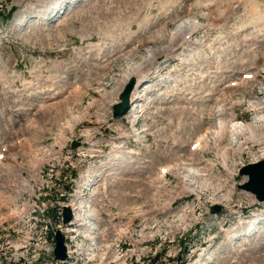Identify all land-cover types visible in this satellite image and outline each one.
Segmentation results:
<instances>
[{
    "label": "rangeland",
    "instance_id": "rangeland-1",
    "mask_svg": "<svg viewBox=\"0 0 264 264\" xmlns=\"http://www.w3.org/2000/svg\"><path fill=\"white\" fill-rule=\"evenodd\" d=\"M183 20L203 28L149 66ZM263 54L264 0H0V264H50L69 203L63 264H264V203L242 188L264 146L221 138L211 107L225 91L242 100L226 114L264 115L249 107L264 105ZM141 63L134 114L115 118Z\"/></svg>",
    "mask_w": 264,
    "mask_h": 264
},
{
    "label": "bare ground",
    "instance_id": "bare-ground-1",
    "mask_svg": "<svg viewBox=\"0 0 264 264\" xmlns=\"http://www.w3.org/2000/svg\"><path fill=\"white\" fill-rule=\"evenodd\" d=\"M204 6L205 5L203 3V7ZM206 14H204V15L207 16ZM215 14L217 16V13H215ZM212 15H213V13H212ZM219 15L220 14L218 13L217 18L219 17ZM202 28H203L202 23H200L197 20L196 21H191V20H183V21H181L176 26V28L174 29V31L170 34L171 35L170 44L167 45V46H162L160 48H153L152 51L149 50L148 53L146 54L145 58H144V61L147 62L149 64V66L152 65V67H153L154 64H155V62H157L159 60V56L161 54H166L167 57H168V55L171 52V50H174L176 47H178V46L179 47H186V45L189 44V42H187V41L189 40L190 35L193 32H196V31H198V30H200ZM186 32H189V33L188 34H185ZM257 58L252 59V61H254L253 64H257L259 66L260 64H262L264 62V54L263 55H260V58H258V59ZM168 59H169V57H168ZM252 61L251 62L248 61L249 63L244 62V61L243 62L241 61V62L244 65H252L251 64ZM143 66H144L143 63L139 64V66L137 68L138 69V72H135V71H127V72H125L123 84L125 85L129 81H131V78L133 77L134 74H138L141 70H143ZM135 70H136V68H135ZM153 73H154V71H153ZM244 75H245L244 78L243 79H240V82L238 83L239 85H243V84L244 85H248V84H250L249 82H251V81H248L249 80L248 77H250V80L251 79L255 80V79H257L258 76H260V73H259V71H256V69H255L254 72L245 73ZM232 81H234V80L227 81V82H230L231 83V85L227 86L228 91L233 89V88H231L233 86L232 85V83H233ZM137 83L138 82L136 80V82H135V88H134V91L132 93V99H134L135 102L137 101V99L141 98V96H140L141 93H139L140 91L138 92V94H140V95H139V97H137V91L139 90V87H140V85H138ZM122 92H123V90L120 93H122ZM225 98H226V93L224 91L222 94L217 95L216 98L214 99L215 102H216V100H217V103L219 102V104H217V106H215V110H214V107L211 106L212 107L213 114L216 113L218 115L217 116L218 125L222 129V130H220L218 132H220L221 138L224 136V139H225L226 135L229 132H231L232 136H234V138L236 140H241L244 137V141H245L244 142V145L243 144L241 145L243 148L245 146H248L249 143H252L253 145H256V146H262V145L264 146V135H263L264 134V115L263 116H260L259 118H256V119L254 118V120L249 121V122H246V123L245 122H242V121H240V119L237 118V115H236V112L235 111L232 112L230 115L226 114V110L227 109L225 110V108H227V102H228V100L225 103H221L223 100L225 101ZM241 101L242 100H240V101L237 100V102H234L233 99H232L231 100V102H232L231 104L233 105V107H235V106H237V104L239 105ZM249 104H250L249 107L250 108H254L256 110V112H258L259 110H262L264 108L263 102L258 103V102L254 101V100L253 101L250 100ZM206 105H207V109H206L207 110V116L206 117H207L208 120H212L213 114H212L211 108L210 107L208 108V104H206ZM134 111H135V107L133 106L132 109L130 110V112L128 113V115L129 116H132L134 114ZM132 112H133V114H132ZM262 119H263V121H262ZM200 123H202V122H200ZM229 128H230V131H229ZM208 131H209V127L206 128L204 134H202V135H200L199 137L196 138V140L191 144L190 151H195V150H197L200 147L201 142L204 141L205 135L208 133ZM216 134H218V133H216ZM238 149L240 151H238ZM238 149H237V152H239V154L243 155L244 154V150H242V148H240V147ZM180 159H181V157H180ZM227 159H229V157H227ZM263 159H264V151H262V155L260 156V160H258V161H261ZM223 162H224L223 165L226 168L227 167V160H225ZM181 164H183V163H181ZM163 168H161V174H160V177L161 178H164L165 177L164 174H167L168 171L171 170V167H166V168L163 167ZM190 173L193 174V175H195V176H197L199 174V170L192 169V170H190ZM186 186L189 187L188 185H184V189H185ZM188 190H190V187H189ZM260 202L264 203V201H260ZM73 209L75 210V218L76 217H80V215H79V212H80L79 209H80V207L73 206ZM259 218L260 217H255V219H257V221H255L256 223L259 222ZM231 239H234V238H231Z\"/></svg>",
    "mask_w": 264,
    "mask_h": 264
},
{
    "label": "water",
    "instance_id": "water-1",
    "mask_svg": "<svg viewBox=\"0 0 264 264\" xmlns=\"http://www.w3.org/2000/svg\"><path fill=\"white\" fill-rule=\"evenodd\" d=\"M135 81H131L124 92L121 94V102L114 105V117H120L128 113L132 107L131 92L134 88ZM258 168V169H257ZM246 174L250 180L242 185V188L256 194L261 201L264 200V160L258 163L249 164L246 168ZM217 208V210H215ZM213 210L218 211L220 208L215 207ZM73 218L72 209L68 206L64 207V223L67 224ZM55 260H66L68 257L67 245L65 243V234L61 230L56 232V246L54 249Z\"/></svg>",
    "mask_w": 264,
    "mask_h": 264
}]
</instances>
